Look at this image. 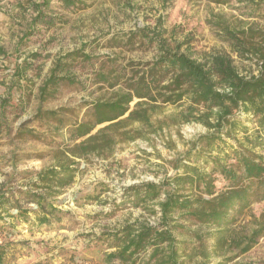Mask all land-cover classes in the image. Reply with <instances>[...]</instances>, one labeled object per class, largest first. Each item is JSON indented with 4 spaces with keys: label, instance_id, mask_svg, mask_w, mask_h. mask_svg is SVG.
<instances>
[{
    "label": "rangeland",
    "instance_id": "1",
    "mask_svg": "<svg viewBox=\"0 0 264 264\" xmlns=\"http://www.w3.org/2000/svg\"><path fill=\"white\" fill-rule=\"evenodd\" d=\"M37 1L0 0V112L4 114L0 190L9 191L18 205L33 207L24 192L35 189L36 173L54 163L59 149L77 172L62 193L50 200L62 213L59 220L52 218L49 225L33 233L26 223L12 230L7 264H105V253L113 250L109 234L135 219L148 224L157 221L156 204L135 207L127 198L121 200L124 188L146 181L159 183L172 176L173 164L191 143L222 125L228 127L229 116L240 122L231 132L235 139L249 136L257 144L253 152L264 156V130L256 117L241 102L232 105L230 101L240 81L264 74L254 56L240 53L237 33L250 27L263 36L264 1L76 0L66 7L60 0H44L50 3L42 6L44 21L51 23L33 27L35 13L30 7ZM158 39H165V51L185 53L204 64L215 55L229 59L237 80L233 84L219 80L224 102L203 104L187 94L180 102L164 103L155 93L156 101L135 106L138 100L134 98L128 112L136 109V117H144L122 129L134 138L99 155L76 156L74 145L87 136L71 140L69 125L79 122L94 102L110 100L143 63L157 59L162 53ZM253 41L258 43L261 38ZM69 53L76 57L66 60ZM57 59L69 64L70 70L55 75H65L68 81L59 82L54 90L48 88L40 101L39 87ZM112 65L119 74L116 85L109 75ZM38 110L56 112L58 124L35 119ZM225 110L222 115H231L224 119L219 115ZM61 124L68 126L56 130L55 125ZM105 125L95 126L90 134ZM18 130L33 131L39 138H17ZM221 136L225 143H216L221 147L238 144L233 137ZM178 223L190 231L198 228L184 220ZM233 228L244 238L243 244L204 238L207 231H213L207 227L200 230L199 241L174 232L176 239L191 241L186 250L178 251L179 260L184 264H264V201L239 214ZM259 228L261 233L248 241L253 229ZM149 253L140 254V263L147 264Z\"/></svg>",
    "mask_w": 264,
    "mask_h": 264
},
{
    "label": "trees",
    "instance_id": "2",
    "mask_svg": "<svg viewBox=\"0 0 264 264\" xmlns=\"http://www.w3.org/2000/svg\"><path fill=\"white\" fill-rule=\"evenodd\" d=\"M60 1L66 7L76 2ZM212 1L217 4H228L231 0ZM45 5L49 6L50 3L40 0L31 4L30 8L35 13L32 19L33 27L47 26L51 23L44 21ZM237 33L240 35V53H250L260 62L261 71H264V34L259 36L250 27ZM256 38H261V41L254 43L253 40ZM158 41L162 42L160 48L162 53L157 59L143 63L138 73L127 79L124 86L120 87L110 100L94 102L87 108L79 122L69 125L68 135L71 140L87 136L74 145L76 156L84 159L89 154L99 155L103 150L112 149L116 143L134 138L122 130L130 122L140 121L144 117V115L136 117V109L128 112L129 104L134 98L138 100L135 106L146 104L147 100L156 101V95H153L155 93L164 103L180 102L187 94L192 96L195 102L203 104L224 102L225 95L218 91L219 80L229 84L237 80L229 59L223 55H215L208 64H204L185 53L167 52L164 49L165 39ZM75 54L69 53L64 58L74 59ZM88 60L91 61V58ZM68 68L69 64L63 63L61 59L55 61L49 76L39 87L40 101L44 100L48 88L54 90L59 82L68 81L65 75L63 77L55 75L56 72L67 73L70 70ZM110 74L113 81L111 83L119 84V74L113 65ZM230 95L231 104L237 105L241 102L243 108L251 111V115L254 114L258 127L264 130V74L249 82L240 81L238 88L234 86ZM222 106H225V103ZM127 112L128 116L124 117ZM226 112L227 110L219 116L225 119L231 115H222ZM55 114L54 111L43 113L38 110L35 119L58 124L59 120ZM3 116V112H0L1 123ZM229 117L226 119L228 127L220 124L219 129L201 135L191 143V147L173 164L172 176L159 183L146 181L124 188L121 200L127 198L135 207L154 202L158 208L157 211H153V214L157 215V221L155 224H148L135 219L109 234L108 238L111 239L109 248L113 250L105 253L103 257L105 264L114 262L142 264L140 254L147 250H150L147 264H184L179 260L178 251L186 250L191 241L178 240L173 233L180 232L182 236H190L199 241L202 239L200 230L205 227L213 231H207L204 238L210 237L216 242L223 240L234 245L243 244L245 240L242 235L235 232L233 224L246 208L264 201V156L253 152L257 144L252 143L249 136L244 135L240 139H235L234 133L231 132L240 122ZM104 123L107 125L90 134L95 126ZM25 124L26 122L22 125ZM65 126L68 125H55V128L60 130ZM26 132L18 130L17 138L26 136L39 138L33 131ZM222 133L227 137H233L238 144L236 146L228 144V149L216 144L225 143ZM54 160L51 166L36 173V180L33 182L35 189L24 192L28 202L33 203V207L18 205V199L11 197L9 191L0 190V264H7V254L11 248L9 246L13 243L9 239L13 234L12 230H16L20 223H26L29 232L33 233L39 231L42 226L49 225L52 218L60 219L62 215L60 209L50 200L60 195L62 189L72 182L77 169L68 155L60 149ZM84 198L92 197L86 195ZM29 214L34 216L33 219ZM179 220L189 224L191 222L198 228L190 231L185 225L178 223ZM253 230L248 239L250 242V238H255L262 231L261 228Z\"/></svg>",
    "mask_w": 264,
    "mask_h": 264
}]
</instances>
